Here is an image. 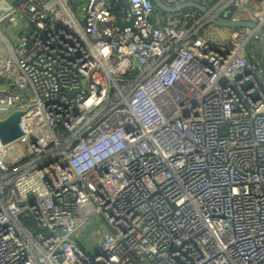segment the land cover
Masks as SVG:
<instances>
[{
	"label": "built area",
	"instance_id": "built-area-1",
	"mask_svg": "<svg viewBox=\"0 0 264 264\" xmlns=\"http://www.w3.org/2000/svg\"><path fill=\"white\" fill-rule=\"evenodd\" d=\"M160 1L0 0V264H264V0Z\"/></svg>",
	"mask_w": 264,
	"mask_h": 264
},
{
	"label": "water",
	"instance_id": "water-1",
	"mask_svg": "<svg viewBox=\"0 0 264 264\" xmlns=\"http://www.w3.org/2000/svg\"><path fill=\"white\" fill-rule=\"evenodd\" d=\"M153 1L155 2V4L158 7L165 9L167 11H173L176 9V8H169V7L164 6L160 0H153ZM181 6L182 7L183 6H192V7H195L197 9L201 10V11L205 10V8L203 6L196 4V3H193V2L183 3ZM134 18H135V16L133 14H131L129 20L122 22V21H120L119 18H117L115 23H116L119 30H125L127 28L134 29V25H133ZM150 18L152 19V21L154 20V16L152 14L150 15ZM211 21L215 24H218L220 26H225V27H230V26H248V27H251V28L255 29V31L258 33V35L260 37V41L264 46V32H263L262 28L260 26H258L255 22L243 21V20H240V21H223V20H218L215 18H213ZM65 93L68 95L72 94L71 92H68V91Z\"/></svg>",
	"mask_w": 264,
	"mask_h": 264
},
{
	"label": "rangeland",
	"instance_id": "rangeland-1",
	"mask_svg": "<svg viewBox=\"0 0 264 264\" xmlns=\"http://www.w3.org/2000/svg\"><path fill=\"white\" fill-rule=\"evenodd\" d=\"M216 28L219 30V27H218V26H217ZM222 30H225V29H222ZM219 32H221L222 34L225 33V31H221V30H220ZM214 33H216V31H215ZM217 37H220V36H219V33L217 34ZM93 233H94L93 225H87V227L84 229V235H85V236L79 239V240H81V242L84 244V246H89V245H91V248H92V249H94L95 246H96L95 242L92 241V242L88 243V241H86V240H87V238L91 237V235H92Z\"/></svg>",
	"mask_w": 264,
	"mask_h": 264
}]
</instances>
